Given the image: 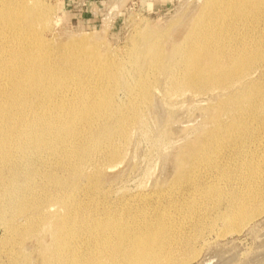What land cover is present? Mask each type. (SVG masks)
<instances>
[{
  "label": "bare ground",
  "instance_id": "1",
  "mask_svg": "<svg viewBox=\"0 0 264 264\" xmlns=\"http://www.w3.org/2000/svg\"><path fill=\"white\" fill-rule=\"evenodd\" d=\"M47 12L44 0H0V172L41 150L64 152L66 161L78 158L72 174L83 172L88 150V159L99 164L97 149L84 143L92 139L85 135L91 125L104 117L103 99L85 104L67 83L75 76L59 72L76 59L46 43ZM189 15L170 46L172 74L180 82H210L195 92L225 91L212 115L227 141L218 142L210 131L176 158L175 185L154 197L134 195V204L119 200L113 215L40 207L38 219L28 222L30 235L48 230L37 251L40 264H187L194 256L186 251L198 238L216 226L217 236L237 231L264 211V0H200ZM231 33L236 36L229 40ZM147 62L160 68L161 51ZM106 64L93 61L96 68ZM64 109L62 120L48 119ZM114 153L104 148L102 157L111 160Z\"/></svg>",
  "mask_w": 264,
  "mask_h": 264
},
{
  "label": "rangeland",
  "instance_id": "2",
  "mask_svg": "<svg viewBox=\"0 0 264 264\" xmlns=\"http://www.w3.org/2000/svg\"><path fill=\"white\" fill-rule=\"evenodd\" d=\"M96 1L81 6V0H44L48 8L44 39L51 49L65 48L76 59L59 72L75 76L67 83L77 97L87 105L103 99L100 115L104 117L86 133L82 128L83 134L92 135L84 146L97 149L94 157L99 164L88 159L93 149L88 150L83 172L72 174L78 158L70 155L66 161L64 152L51 155L41 150L28 160L19 157L14 169L0 172V264H40L37 251L45 246L48 230L30 235L28 227L30 220L38 219L40 207L51 204V208L60 206V213L69 208L70 213L113 215L119 200L134 204V195L154 197L175 185L176 158L210 131L218 133V142L227 141V131L217 130L212 115L225 91L195 92L210 82H180L178 73L172 74L176 68L171 43L200 0ZM235 36L231 33L228 38ZM157 50L164 59L160 68L147 62ZM97 58L107 64L97 69L93 66ZM65 104L74 106L75 101ZM65 111L52 112L48 119L57 123ZM104 148L114 151L115 157L104 159ZM216 227L187 249L186 256H194L187 264H264V211L237 231L217 236Z\"/></svg>",
  "mask_w": 264,
  "mask_h": 264
},
{
  "label": "built area",
  "instance_id": "3",
  "mask_svg": "<svg viewBox=\"0 0 264 264\" xmlns=\"http://www.w3.org/2000/svg\"><path fill=\"white\" fill-rule=\"evenodd\" d=\"M82 2H81V6H84V5H86L87 4V2H88V0H81ZM75 1H72V3H74ZM77 2V1H76ZM80 10H81V8H80Z\"/></svg>",
  "mask_w": 264,
  "mask_h": 264
},
{
  "label": "crops",
  "instance_id": "4",
  "mask_svg": "<svg viewBox=\"0 0 264 264\" xmlns=\"http://www.w3.org/2000/svg\"><path fill=\"white\" fill-rule=\"evenodd\" d=\"M90 1V3L89 4H91L92 6L94 5V4H96L98 1H96V0H88V2Z\"/></svg>",
  "mask_w": 264,
  "mask_h": 264
}]
</instances>
